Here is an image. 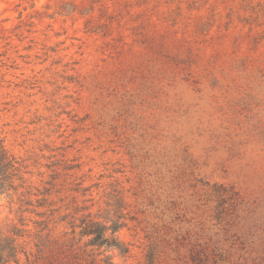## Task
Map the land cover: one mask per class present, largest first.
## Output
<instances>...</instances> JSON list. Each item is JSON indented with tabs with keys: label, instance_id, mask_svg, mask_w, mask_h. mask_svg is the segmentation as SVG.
Masks as SVG:
<instances>
[{
	"label": "rangeland",
	"instance_id": "rangeland-1",
	"mask_svg": "<svg viewBox=\"0 0 264 264\" xmlns=\"http://www.w3.org/2000/svg\"><path fill=\"white\" fill-rule=\"evenodd\" d=\"M0 135L36 264H264V0H0Z\"/></svg>",
	"mask_w": 264,
	"mask_h": 264
},
{
	"label": "trees",
	"instance_id": "trees-1",
	"mask_svg": "<svg viewBox=\"0 0 264 264\" xmlns=\"http://www.w3.org/2000/svg\"><path fill=\"white\" fill-rule=\"evenodd\" d=\"M22 181V167L18 159L6 147L4 138L0 135V202L8 199L10 203H13L19 187L23 184ZM121 219L122 216L118 215L109 220L111 222L109 225L90 219L80 225V234L89 238L88 245L105 247L106 250L119 249L121 252H125L126 249L117 236V232L124 226ZM25 232L26 230L17 224L11 225L8 229L0 228V264H23L21 253L26 256V264H36L31 259L32 253L28 252L20 241ZM36 246L38 249L40 248L39 243ZM156 263V253L154 251L148 253L144 264Z\"/></svg>",
	"mask_w": 264,
	"mask_h": 264
}]
</instances>
